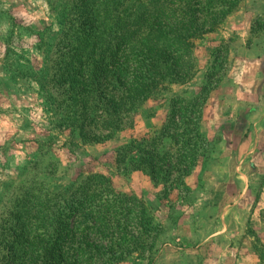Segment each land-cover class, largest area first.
I'll use <instances>...</instances> for the list:
<instances>
[{
    "label": "rangeland",
    "instance_id": "rangeland-1",
    "mask_svg": "<svg viewBox=\"0 0 264 264\" xmlns=\"http://www.w3.org/2000/svg\"><path fill=\"white\" fill-rule=\"evenodd\" d=\"M254 3L264 6V0H243L219 31L198 41L189 83L161 89L132 116L130 127L89 143L73 119L90 125L101 116L98 77L91 70L86 92L81 83L69 87L77 60L69 42L83 31L89 3L0 0V264H20L19 220L31 190L55 206L66 199V188L99 173L117 193L140 199L160 227L152 264H264V105L261 117H240L243 108L234 103L230 85L247 74L249 89L264 87V61H256L264 55V12L251 10ZM207 77L215 87L211 93L223 84L225 102L222 97L206 104L201 128L210 142L209 160L195 167L188 188L165 191L146 173L118 162L120 147L160 130L173 98L190 100ZM111 237L98 232L92 240ZM133 251L103 250L97 257L108 264H150L152 251Z\"/></svg>",
    "mask_w": 264,
    "mask_h": 264
},
{
    "label": "trees",
    "instance_id": "trees-1",
    "mask_svg": "<svg viewBox=\"0 0 264 264\" xmlns=\"http://www.w3.org/2000/svg\"><path fill=\"white\" fill-rule=\"evenodd\" d=\"M242 1L85 0L91 7L88 19L69 42V51L77 58L69 87L75 90L81 83L86 92L93 70L103 110L90 125L73 119L84 141L109 140L130 127L126 124L156 92L189 83L198 41L219 31ZM209 79L190 100L173 98L166 124L120 147L118 162L146 173L155 187L165 191L188 188L186 179L201 161L209 160L210 142L201 128L215 88ZM29 198L31 204L19 220L17 263L61 264L66 253V264H108L97 252L154 250L160 232L154 217L137 197L117 193L103 174L66 188V199L55 206L33 190ZM132 222L136 231H130ZM98 232L112 237L106 243L92 240ZM152 255L150 264L156 252Z\"/></svg>",
    "mask_w": 264,
    "mask_h": 264
},
{
    "label": "crops",
    "instance_id": "crops-1",
    "mask_svg": "<svg viewBox=\"0 0 264 264\" xmlns=\"http://www.w3.org/2000/svg\"><path fill=\"white\" fill-rule=\"evenodd\" d=\"M245 5L246 4L243 5V8L245 7ZM251 10H253L254 12H257V13H263L264 12V6H262V9H261L259 3H254ZM260 57L261 58H256V59H260V61L256 60V61H258L257 64L264 61V55L263 56L261 55ZM247 66H249V65H247ZM261 69H263V68L261 67ZM261 74H264V72H261ZM248 78H249V76L247 74H243L241 78L239 77L236 79V84L234 81L230 82V85H232L234 87L233 91L236 92L235 97H237L236 99H234V103L236 104L237 107L240 104L241 105L240 107L243 108V111L240 114V117H242L244 115V112L247 113L246 116H249V115L251 116V115L257 114L258 116L261 117L262 115L260 114V111L262 110V107L264 105V87H261V84H260L259 87H257V90L252 89V88L249 89L246 86V83L248 82ZM240 83L241 84L244 83L245 86L244 85L241 86ZM220 87L221 88L218 91L214 90L210 94V96L208 98V102H207L208 107L210 105H212L216 100H218V103L220 102V100L222 101L223 96L221 93L224 92L225 90L223 88L224 87L223 84ZM216 97H219V98L217 99ZM223 100H224V97H223ZM224 102H225V100H224ZM206 119L207 118L204 119V122H202V124L205 123ZM212 124H213L214 128H217L215 126L216 124L214 122ZM214 133H215V130L212 133H209L208 135L210 137H212V135H214ZM260 135H264V126H262ZM262 187L264 189V183H263Z\"/></svg>",
    "mask_w": 264,
    "mask_h": 264
}]
</instances>
